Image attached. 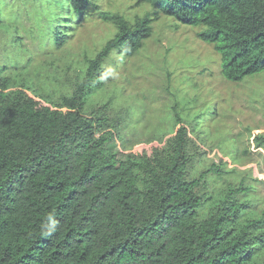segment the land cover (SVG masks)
<instances>
[{
	"label": "trees",
	"instance_id": "obj_1",
	"mask_svg": "<svg viewBox=\"0 0 264 264\" xmlns=\"http://www.w3.org/2000/svg\"><path fill=\"white\" fill-rule=\"evenodd\" d=\"M36 1L48 29L61 28L46 42L57 49L68 37L58 4L77 14L94 4ZM140 2L151 11L134 22L103 12L116 33L69 93H28V83L2 73L0 58V264H264V207L246 212L253 203L241 187L206 196L208 176L190 173L198 149L178 111L165 147L122 158L105 131L106 106L90 105L110 82L112 52L137 54L162 15L204 27L199 36L228 81L264 72V0ZM2 11L0 0V21ZM255 139L264 148V136Z\"/></svg>",
	"mask_w": 264,
	"mask_h": 264
},
{
	"label": "rangeland",
	"instance_id": "obj_2",
	"mask_svg": "<svg viewBox=\"0 0 264 264\" xmlns=\"http://www.w3.org/2000/svg\"><path fill=\"white\" fill-rule=\"evenodd\" d=\"M93 2L82 14L57 3L58 18L68 26V37L57 49L46 42L61 28L48 29L36 0H1L0 58L6 65L2 73L16 83H28L24 89L32 95L69 93L88 58L116 33L103 12L120 13L134 22L151 11L149 3L140 0ZM203 29L172 16L155 19L151 36L137 54L123 57L112 52L105 65L110 82L90 105L106 106L105 131L122 158L145 151L151 155L155 148L165 147L175 134L178 111L198 149L190 173L208 176L206 196L241 187L240 198L253 203L246 212H255L264 207V148L255 139L264 136V72L241 82L228 81L220 55L199 36ZM202 215H209L208 205Z\"/></svg>",
	"mask_w": 264,
	"mask_h": 264
},
{
	"label": "clouds",
	"instance_id": "obj_3",
	"mask_svg": "<svg viewBox=\"0 0 264 264\" xmlns=\"http://www.w3.org/2000/svg\"><path fill=\"white\" fill-rule=\"evenodd\" d=\"M49 219H51V216L49 217ZM50 234V233H49Z\"/></svg>",
	"mask_w": 264,
	"mask_h": 264
}]
</instances>
